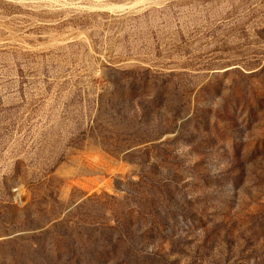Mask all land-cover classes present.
<instances>
[{
    "label": "rangeland",
    "instance_id": "obj_1",
    "mask_svg": "<svg viewBox=\"0 0 264 264\" xmlns=\"http://www.w3.org/2000/svg\"><path fill=\"white\" fill-rule=\"evenodd\" d=\"M0 264H264V0H0Z\"/></svg>",
    "mask_w": 264,
    "mask_h": 264
}]
</instances>
